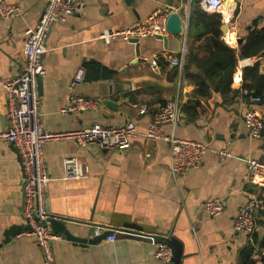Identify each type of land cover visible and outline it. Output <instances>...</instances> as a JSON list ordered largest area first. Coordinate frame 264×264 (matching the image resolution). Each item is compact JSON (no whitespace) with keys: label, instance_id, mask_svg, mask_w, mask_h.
<instances>
[{"label":"crops","instance_id":"obj_1","mask_svg":"<svg viewBox=\"0 0 264 264\" xmlns=\"http://www.w3.org/2000/svg\"><path fill=\"white\" fill-rule=\"evenodd\" d=\"M6 1L18 6L20 14L0 19V134L7 125L1 83L19 74L26 34L35 28L47 0ZM223 3L221 13H209L195 0H86L81 12L52 26L41 59L46 70L39 90L44 130L62 133L132 121L138 134L124 152L94 145L82 149L72 140L45 144L49 214L80 223L71 235L81 240L93 239L95 229L115 234L113 243L105 238L94 245L55 234L59 238L51 248L56 264H162L154 257L152 236L180 241L183 264H243L246 251L251 262L263 264L251 257L264 249V210L256 213L250 238L237 234L232 225L245 202L257 198L264 203V186L244 164L250 159L264 162V133L250 140L243 124L251 108L244 92L252 96L260 91L264 98V50L251 53L255 41L264 40V0ZM165 9L166 23L170 17L173 26L164 36L166 47L155 37H145L138 40L136 53L130 42L104 40L106 34L143 23ZM214 16L219 17L216 25L211 24ZM223 45L234 51V58L221 50ZM216 61L221 64L216 66ZM78 68L84 69V80L72 87ZM227 69H232L231 80L221 88ZM70 94L92 100L95 108L61 114ZM167 103L175 107L177 122L161 131L206 147L200 168L178 178L171 175L168 145L143 138ZM141 109L144 114H139ZM253 110L264 123V104ZM11 145L0 139V243L7 231L16 228L19 233L0 246V264H43L35 239L24 233L23 176ZM222 149L232 157L220 159L217 152ZM65 158L82 162L87 178L63 180ZM213 198L224 203L216 218L203 212L204 203Z\"/></svg>","mask_w":264,"mask_h":264},{"label":"built area","instance_id":"obj_2","mask_svg":"<svg viewBox=\"0 0 264 264\" xmlns=\"http://www.w3.org/2000/svg\"><path fill=\"white\" fill-rule=\"evenodd\" d=\"M209 13H221L224 0H198ZM86 5V0H47L44 11L35 28L26 34L23 47V66L19 74L12 79L2 82L5 92L7 113L6 130L0 134V139L12 144L18 157L22 170L23 206L21 217L28 226L24 233L35 239L43 257V264H56L51 244L59 237L51 229V222L57 218L51 216L47 209V188L51 182V176L43 161V148L50 141L72 140L76 146L85 149L89 146H97L102 150L128 151L132 140L138 135L134 122H127L123 126L102 127L91 125L78 130L62 133H50L44 130L42 115L40 113L39 80L46 76V70L42 64V57L47 52L46 40L48 34L56 23L63 22L67 17L78 14ZM168 9L153 12L143 23H138L128 29L112 32L104 36V40L130 42L145 37L166 36V19ZM20 14V8L9 4L6 0H0V19L7 20ZM173 66H182V62L172 61ZM156 68V64L152 63ZM85 71L78 68L75 71L71 86L75 87L84 80ZM247 102L251 106L244 113L243 124L250 140L262 138L264 123L253 106L264 104V98L249 96ZM95 108V103L81 95L70 94L66 106L61 114H77ZM141 109L139 114H144ZM177 114L175 107L167 103L160 108L153 117L143 138L147 142L161 141L168 145L171 163L170 171L174 178L200 168L206 151V147L196 141L176 138L174 135H165L161 128L166 124L175 125ZM220 159L231 158L228 149L217 152ZM250 176L257 178L258 185L264 186V162L258 160H246L244 162ZM65 181L83 180L88 176V168L76 158H65L62 164ZM224 203L220 198L207 200L203 206V212L210 218H216L223 213ZM264 210V203L260 199H251L239 207L233 219V230L244 237L250 238L255 230V215ZM106 232L95 229L94 236ZM110 235L106 241L113 243L115 234L107 229ZM154 242L153 240H151ZM154 257L162 264H171L173 254L171 248L165 243L154 244ZM251 260L264 261V249L253 253Z\"/></svg>","mask_w":264,"mask_h":264},{"label":"water","instance_id":"obj_3","mask_svg":"<svg viewBox=\"0 0 264 264\" xmlns=\"http://www.w3.org/2000/svg\"><path fill=\"white\" fill-rule=\"evenodd\" d=\"M195 1L198 2V0H195ZM220 29L223 32L225 29V25L222 24ZM166 31H167V33H172V31H173V26H172L170 17L168 18L167 23H166ZM155 38L162 41L164 44V47H166L167 39L165 37L157 36ZM130 43H132L136 46V53H138V51H137L138 40H131ZM38 88L40 90V80L38 83ZM11 146L14 147L13 145H11ZM79 225H80V223H78V222L70 221V220L63 219V218H57L56 220H53L51 222V229H52V232L54 234H60L69 241H73L76 243H82V244L88 243L89 245H94V244L104 240L107 236L110 235V232H104V233L100 234L99 236L94 237L91 240H88V241L87 240H81V239L73 237L71 235V231H73L74 228L79 227ZM27 230H28V227H27ZM18 233H19V230H17L16 228H13V229L7 231L4 234V240L0 243V246L9 242L10 238L14 237L15 235H18ZM152 238L154 239V241L156 243H165L171 248L172 254H173L171 264H183L182 263L183 262L182 257H184V254L182 252V245H181L180 241H178L174 236L169 237V238L153 237L152 236Z\"/></svg>","mask_w":264,"mask_h":264},{"label":"trees","instance_id":"obj_4","mask_svg":"<svg viewBox=\"0 0 264 264\" xmlns=\"http://www.w3.org/2000/svg\"><path fill=\"white\" fill-rule=\"evenodd\" d=\"M219 23V17L218 16H214V18H211V24H218ZM214 33L217 34L218 31H217V27L215 28L214 30ZM253 51L251 52L252 55H256L258 52H260L261 50H264V40H257L255 41L254 43V47H253ZM222 51H225L227 53V55L229 56L230 55V58H234V51L230 50L229 48H227L225 45L222 46ZM221 63L220 62H217L216 61V66L217 65H220ZM232 65V63L230 64V66ZM226 71V70H225ZM232 69H227V72H226V75L224 76L225 79L223 80V82L221 81V84L219 85L221 88H224L225 87V83L228 84L231 80V76H232ZM264 79V77H263ZM205 85V83H202L201 86L203 87ZM258 92L260 91H257L254 93V97H261L263 98V96L259 95ZM261 93V92H260ZM250 257V254L248 251L245 252L244 254V257L242 258L243 259V264H254L253 262L250 261L249 259ZM263 264H264V261H263Z\"/></svg>","mask_w":264,"mask_h":264}]
</instances>
